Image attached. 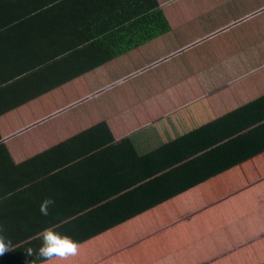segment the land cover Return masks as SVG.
I'll return each instance as SVG.
<instances>
[{
    "label": "crops",
    "instance_id": "crops-1",
    "mask_svg": "<svg viewBox=\"0 0 264 264\" xmlns=\"http://www.w3.org/2000/svg\"><path fill=\"white\" fill-rule=\"evenodd\" d=\"M160 1L171 33L0 112V264H264V0ZM193 18L197 38L157 51ZM216 41L221 70L204 54L157 88ZM49 225L76 255L26 257Z\"/></svg>",
    "mask_w": 264,
    "mask_h": 264
},
{
    "label": "trees",
    "instance_id": "trees-1",
    "mask_svg": "<svg viewBox=\"0 0 264 264\" xmlns=\"http://www.w3.org/2000/svg\"><path fill=\"white\" fill-rule=\"evenodd\" d=\"M172 30L160 0H0V112Z\"/></svg>",
    "mask_w": 264,
    "mask_h": 264
},
{
    "label": "rangeland",
    "instance_id": "rangeland-1",
    "mask_svg": "<svg viewBox=\"0 0 264 264\" xmlns=\"http://www.w3.org/2000/svg\"><path fill=\"white\" fill-rule=\"evenodd\" d=\"M181 21H183V20H181ZM202 23H205V22L201 21L198 18L191 19L190 23L186 22V21L178 23L176 34L174 33L172 35V37L170 39V43L161 44L158 47L161 49H158L157 51H159L161 53V51H163L165 48L171 49L174 46V44L176 46L184 45L188 41H190L194 38H197V36L200 35L204 31L205 27L203 26ZM206 28H207V26H206ZM175 35H177V36L175 37ZM193 49H195V48H193ZM217 49H218V45H217V41H216L213 45L207 46L205 49L206 50L205 52H202V50H199V48L196 50H189V48H188L184 52L179 53L175 57V61H174V59H172V61H169V63L166 64L165 67H161L154 74V77L156 79H159V81H160V84L157 85V88H160L162 86V84L166 85L167 83H170L169 78H171V77H173V80H179V79L184 80L185 78L190 77V76H192L193 78H197L195 73L200 71V70L194 69L193 65H198V63H195L193 61L198 60L204 54H208V53H209L208 56L210 57L213 53H216ZM204 64H205L204 69L208 70L214 64H217L219 66V60L216 57H210V59H206L204 61ZM218 69L221 70V67L219 66ZM222 72H224V71H222ZM148 76H151V79H152V75H148ZM148 81H149V79L146 78L144 81H141L138 84L134 83L133 84L134 89L126 90L127 93L130 94L134 90L136 93H139V91H148V90L142 89V87L145 86L148 83ZM164 85H163V87H164ZM129 88H131V87H129Z\"/></svg>",
    "mask_w": 264,
    "mask_h": 264
},
{
    "label": "clouds",
    "instance_id": "clouds-1",
    "mask_svg": "<svg viewBox=\"0 0 264 264\" xmlns=\"http://www.w3.org/2000/svg\"><path fill=\"white\" fill-rule=\"evenodd\" d=\"M53 203L54 201L51 198L45 197L39 203V212L42 215H48L49 206ZM38 239L40 243L37 248L33 249L29 246L24 250L26 257H33L35 253L36 257L48 260L54 257L63 258L77 254L78 242L68 233L62 232L51 225L40 229ZM12 247L11 241L0 234V254L6 250L11 251ZM28 264H31V260L28 261Z\"/></svg>",
    "mask_w": 264,
    "mask_h": 264
}]
</instances>
